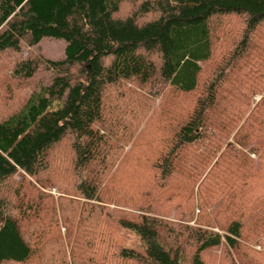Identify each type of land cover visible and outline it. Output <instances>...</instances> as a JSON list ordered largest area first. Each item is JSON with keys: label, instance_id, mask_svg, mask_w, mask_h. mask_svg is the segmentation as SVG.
Listing matches in <instances>:
<instances>
[{"label": "trees", "instance_id": "16d2710c", "mask_svg": "<svg viewBox=\"0 0 264 264\" xmlns=\"http://www.w3.org/2000/svg\"><path fill=\"white\" fill-rule=\"evenodd\" d=\"M44 37L63 58L11 73L49 83L0 112V264H206L220 245L264 264V0H0V52ZM156 82L172 93L117 175L148 100L126 84ZM107 108L128 122L108 132Z\"/></svg>", "mask_w": 264, "mask_h": 264}, {"label": "rangeland", "instance_id": "374dc122", "mask_svg": "<svg viewBox=\"0 0 264 264\" xmlns=\"http://www.w3.org/2000/svg\"><path fill=\"white\" fill-rule=\"evenodd\" d=\"M127 9L129 10V7H127ZM64 45L65 43L61 39L44 37L34 46H28L23 43L19 52H14L11 50L0 52V112H2V114H5L13 107H19L22 104V101L31 91L38 89L41 85L48 84L51 78L50 71H41L39 69L35 76L31 79L26 80L21 77H18V79L14 78L11 73V68L13 67V65L19 60L25 58H47L52 60L61 59L64 55ZM158 80L160 79L158 78ZM154 86L156 87L152 89L151 92L153 94H151L147 91H141L134 84H126V88H129L132 93H135L131 94V96H137V100L139 102L140 100H142L141 95L148 100L145 102L142 100V105L139 104L143 111V118L137 125H135L134 129L131 128V130H133L132 137H130L129 141L123 143L122 145H119L120 147L118 149H121L122 151L118 152H122V155L119 156V161L117 162V164L115 163L112 167L114 170L119 165L117 169V175L120 173L122 174L123 172L129 173V171H127L129 169L126 168V165L128 164L130 158L133 159V163L135 162L136 157L134 154L137 151V148L144 141L150 139V134L153 128L156 127L160 121L159 117L162 113L160 111L161 103L165 102L170 97V93H172L171 88L163 84V82L161 84H158L156 82ZM119 95L120 94L117 91L115 96L119 97ZM119 100L120 97L116 98L115 100L110 99L107 107L114 108V105L118 104ZM146 106H149V109ZM110 108L105 109L103 114L104 118L100 125L108 132H113V130L117 131V128H115V126H118L116 125L118 122L124 123L128 122V120L124 115L120 116L118 111L110 112L112 110ZM123 140L126 141V139ZM115 141L116 143H118L117 140ZM250 157L253 160L256 159V156L254 154H250ZM13 180L20 181V178L19 176L15 175L13 177ZM41 190L45 193H52L53 197L55 196V198L59 195L57 188H44ZM176 204H178V202L175 201L163 205V207H167L166 209L160 207L153 208L155 210H167L166 216L162 217L168 219L169 221H174L176 218ZM109 206L111 208L117 207L124 210L123 207L115 206L113 204H110ZM198 212L199 211L196 209L194 215H197ZM210 216L212 217V215ZM195 217L189 222V224H194ZM119 236L122 237L125 245L139 247V240L133 233L122 230L120 231ZM249 246V249H254L256 251L262 250L261 245L258 243H252ZM189 252L190 251L188 249L187 253L183 257L182 264H190ZM203 259L206 264H255L254 254L251 255L250 253H248L246 248L241 247L237 250H231L225 247V245H220L206 250L203 254Z\"/></svg>", "mask_w": 264, "mask_h": 264}]
</instances>
